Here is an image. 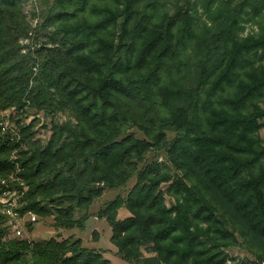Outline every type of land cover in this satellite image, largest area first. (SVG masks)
Masks as SVG:
<instances>
[{
    "label": "trees",
    "instance_id": "16d2710c",
    "mask_svg": "<svg viewBox=\"0 0 264 264\" xmlns=\"http://www.w3.org/2000/svg\"><path fill=\"white\" fill-rule=\"evenodd\" d=\"M27 1L0 0V119L36 109L51 135L32 122L18 142L0 126V194L18 162L20 211L85 230L95 200L136 178L98 213L123 260L262 264L264 0H55L35 30ZM6 222L0 209V264H111L82 238L8 239Z\"/></svg>",
    "mask_w": 264,
    "mask_h": 264
},
{
    "label": "rangeland",
    "instance_id": "374dc122",
    "mask_svg": "<svg viewBox=\"0 0 264 264\" xmlns=\"http://www.w3.org/2000/svg\"><path fill=\"white\" fill-rule=\"evenodd\" d=\"M55 0H28L23 4V12L26 15L27 21L30 23L31 27L35 30L37 26L45 20V16L52 9ZM204 20L206 17L203 18ZM245 34L251 33L257 30V26L252 23L245 24ZM54 27L42 30L38 39H36V33L33 32L28 38H22L21 44L25 47L26 51L29 48L34 51L41 47V45L47 42L46 35ZM48 46H52L49 44ZM25 51V52H26ZM17 110L11 108L7 111V117L10 118L11 125L15 126L17 129L21 128L23 124H31L35 122V133L36 138L45 141L51 135V117L46 115L44 112H39L36 109H31L27 116H24L20 123H17L15 118ZM55 118L59 121H65L67 116L63 113L56 114ZM12 119V120H11ZM261 137L264 139V128L261 130ZM159 161L167 162L171 166L173 174L181 175V172L176 169V167L171 163V161L166 160L164 156L158 157ZM136 182V178H133L127 186L123 188L109 189L104 192L102 197L95 200L91 207L87 210L89 214V219L86 222L85 230L80 228L65 229L58 228L54 225L53 217L39 218L37 216V221L35 223H28L26 220L22 221L20 225L23 230V239L29 240H47L52 237L59 240L68 239L71 237L82 238L83 243L86 247L94 248L101 251L104 256L110 260L111 264H130L123 260L118 254L117 247L112 243V229L106 218L99 217V211L104 206L107 201H110L117 197L118 195L126 196L129 190L133 187ZM165 190L168 189V185L163 186ZM167 203H171V198L167 196ZM1 209V208H0ZM78 212L77 216H80ZM130 216V213L126 208H122L119 213V217L126 218ZM7 225V224H6ZM9 235V234H8ZM11 237L14 236V232L10 231ZM228 253L231 259H235L236 262L243 261L246 259H252L249 252L244 248H232L228 249Z\"/></svg>",
    "mask_w": 264,
    "mask_h": 264
},
{
    "label": "built area",
    "instance_id": "2783aa9c",
    "mask_svg": "<svg viewBox=\"0 0 264 264\" xmlns=\"http://www.w3.org/2000/svg\"><path fill=\"white\" fill-rule=\"evenodd\" d=\"M26 50L24 49L23 52ZM7 111H4L1 114L0 126L2 132L8 134L11 137V140L21 141L22 135L20 129H17L15 126L11 125L10 118L7 117ZM12 120V119H11ZM14 159V155H13ZM16 172L11 174L7 178L1 180L2 192L0 194V208L2 213L7 217V226L10 231L14 232V236L23 237V230L20 223L24 220L28 223H35L37 221V215L32 212L22 213L20 208L23 204V193L17 183L23 185L22 178L18 175L21 171V167L18 162H15ZM26 188L24 189V191ZM8 239L11 238L10 234L7 235ZM29 240V239H28ZM264 264V262H262Z\"/></svg>",
    "mask_w": 264,
    "mask_h": 264
}]
</instances>
